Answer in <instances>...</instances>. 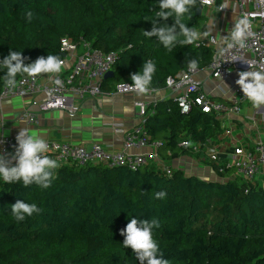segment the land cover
Returning a JSON list of instances; mask_svg holds the SVG:
<instances>
[{"label": "trees", "instance_id": "1", "mask_svg": "<svg viewBox=\"0 0 264 264\" xmlns=\"http://www.w3.org/2000/svg\"><path fill=\"white\" fill-rule=\"evenodd\" d=\"M200 8L197 0L183 22L203 32L206 17L198 14ZM159 11V0H0V60L10 50L23 52L26 64L48 55L63 59L62 38L84 39L117 55L104 93L118 83H133L131 75L148 60L156 66L149 89L159 91L191 60L204 69L214 54L196 42L169 51L156 37L145 36ZM167 23L175 21L169 17ZM5 71L0 68V94ZM220 125L214 114L196 109L183 114L171 97L157 102L146 120L150 142H160L161 155L168 157L169 151L172 158L188 152L179 147L182 142H205ZM152 166L137 171L60 166L48 188L0 177V264H140L121 235L131 219L158 222L153 228L158 258L162 254L169 264H264V185L205 181L181 171L169 177ZM157 192L166 196L156 199ZM17 201L41 211L17 222L11 213Z\"/></svg>", "mask_w": 264, "mask_h": 264}, {"label": "built area", "instance_id": "2", "mask_svg": "<svg viewBox=\"0 0 264 264\" xmlns=\"http://www.w3.org/2000/svg\"><path fill=\"white\" fill-rule=\"evenodd\" d=\"M201 7L225 12L227 3L218 4V0H208L207 3L201 4ZM235 13L238 20L247 15L251 21V31L255 33L247 40V46L244 49L234 47L227 50L222 57H218L219 49L227 48V44L231 42L230 36L222 45L215 36H210L206 42L196 41L197 47L208 46L214 50L207 69L210 71L211 78L219 83L229 80L235 72L264 69V0H236ZM61 52L65 54L63 60L67 66L60 73L34 77L24 74L17 79V85L14 88L4 85L0 94V104L6 99L29 98L39 113L64 111L70 117L75 118L81 110L80 102L103 95L102 84L112 71L117 55L95 49L87 40H73L69 37L61 39ZM247 62H251V66ZM197 70L193 72L187 68L175 76L168 77L165 82L164 89L172 92L173 99L179 105L181 112L189 114L196 109L216 116L239 115L241 107L250 101L240 86L231 102L217 101L205 91L203 82L196 77ZM43 78L47 82H43ZM56 80H60L61 83L56 84ZM124 84L132 83L129 81L118 83L112 93L153 96L156 92L149 89L147 93L140 94L134 87H121ZM40 96L42 99H38ZM157 102L134 101V108L138 112V125L131 131H126L122 127L115 129V132L124 138L121 151H109L99 143L73 145L47 142L49 151L45 154L48 156L52 154L50 157L56 159L60 166L71 165L84 168L90 165H104L108 168H128L137 171L155 165L170 177L174 174V170L163 161V156L159 152L161 143L150 142V135L146 129V120L149 115L154 114V105ZM257 116L256 111L252 119L254 126H257ZM261 116L264 122V112ZM19 121L28 126H36L39 124V117L36 113L23 111L19 116ZM232 132L233 127H230L224 129L223 135L231 137ZM205 142L184 141L179 147L197 153L206 147ZM89 146L92 147L91 150ZM16 147L18 143L10 137H5L0 131V153L10 156L14 154ZM145 149L151 151L149 153L139 152ZM208 150L209 161L218 168V174L232 173L228 178L218 175L220 181L241 179L249 185L264 182V141L261 137L254 140L252 147L237 143L232 147L231 154L227 156H223L217 147ZM167 156L172 158V153L168 151Z\"/></svg>", "mask_w": 264, "mask_h": 264}, {"label": "crops", "instance_id": "3", "mask_svg": "<svg viewBox=\"0 0 264 264\" xmlns=\"http://www.w3.org/2000/svg\"><path fill=\"white\" fill-rule=\"evenodd\" d=\"M223 2L227 3L225 12L209 8L202 9L206 20L202 24L205 30L201 33L209 34L201 36L198 41L206 42L210 36H215L221 45L227 41L225 37L230 36L238 19L235 13L236 0H221V3ZM197 74L196 77L203 82L205 91L213 99L220 102H231L236 96L239 87L236 83L239 79V72L232 74L230 79L224 83L214 81L207 68L198 69ZM42 81L47 82L45 78ZM169 97L173 98L172 92L164 88L156 91L153 96L104 93L101 96L87 98L80 102L81 110L75 118L70 117L64 111L39 113L29 98L6 99L0 104V131L5 137L12 138L16 143L19 131L27 129L41 136L46 142L73 145L99 143L107 150L117 152L122 150L124 138L122 135H118L115 129L122 127L126 131H131L139 123L138 112L133 105L134 101L159 102ZM38 99H42V96ZM23 111L36 113L39 117V124L28 126L19 121V116ZM256 111L258 112L257 126H254L252 119ZM263 112L264 105L255 107L249 101L241 107L239 115H217L221 123L219 131L207 139L206 147L202 151L195 153L188 150L185 155H179L176 158L163 156L164 163L174 171H181L185 176H196L205 181H218L219 176L208 158V149L217 147L223 156H227V154H231L232 147L237 143L252 147L257 137H261L264 141V122L261 116ZM230 127H233L232 136L225 137L224 129ZM150 151L145 149L139 152L149 153ZM134 152L138 153V151Z\"/></svg>", "mask_w": 264, "mask_h": 264}, {"label": "clouds", "instance_id": "4", "mask_svg": "<svg viewBox=\"0 0 264 264\" xmlns=\"http://www.w3.org/2000/svg\"><path fill=\"white\" fill-rule=\"evenodd\" d=\"M208 0H200L201 4L207 3ZM197 0H159L160 11L157 13V19L152 22V30H145L144 35L147 37H156L158 41L169 51L177 44L189 45L209 33H201L195 28L188 27L183 22V17L190 14L196 6ZM224 6H222L223 8ZM29 16L32 13H28ZM255 16V14H253ZM172 17L175 21L169 25L167 20ZM165 23L160 24V20ZM255 35L251 31V21L247 15L236 21L230 33V43L227 48L221 47L217 53L222 57L225 52L234 47L244 49L247 46V40ZM229 39V37H225ZM251 66V62H247ZM66 62L56 55H48L46 58L41 56L35 62L26 64L23 52L10 50L7 57L0 60V68L6 69L4 75L5 85L14 88L17 85V75L27 74L28 76H37L39 74H56L65 68ZM198 67V61L193 59L189 62L188 68L195 72ZM156 72V66L153 61L144 62L139 73L131 75L132 84H124L121 87H134L140 94L147 93ZM239 79L236 83L242 89L244 95L252 102L253 106L260 107L264 105V69L250 70L239 72ZM60 84V80L55 81ZM18 147L14 154L6 156L0 153V177L7 183L22 180L23 185L28 187L35 183L42 188H48L51 184L53 171L60 167L56 159L46 155L49 151L48 143L35 132L27 129H21L16 137ZM15 162V163H13ZM166 192H157L156 199H162ZM41 209L34 203L30 204L24 201H17L11 205V213L14 219L19 222L23 221L26 216H32L39 213ZM139 225V226H138ZM158 222L143 221L131 219L126 228L121 231L125 237L123 244L131 248L139 260L140 264H169L162 254L158 258L159 247L153 238V228L158 227Z\"/></svg>", "mask_w": 264, "mask_h": 264}, {"label": "water", "instance_id": "5", "mask_svg": "<svg viewBox=\"0 0 264 264\" xmlns=\"http://www.w3.org/2000/svg\"><path fill=\"white\" fill-rule=\"evenodd\" d=\"M201 13H202V8H200V9L198 10V14L201 15ZM63 57H65V54H63ZM112 75H113V72L111 71V72L106 76V79L111 78ZM91 149H92V147L89 146V150H91Z\"/></svg>", "mask_w": 264, "mask_h": 264}, {"label": "rangeland", "instance_id": "6", "mask_svg": "<svg viewBox=\"0 0 264 264\" xmlns=\"http://www.w3.org/2000/svg\"><path fill=\"white\" fill-rule=\"evenodd\" d=\"M197 76H198V74H197ZM166 164V163H165ZM167 165V164H166ZM153 167V166H152ZM264 182H260V184H263Z\"/></svg>", "mask_w": 264, "mask_h": 264}]
</instances>
